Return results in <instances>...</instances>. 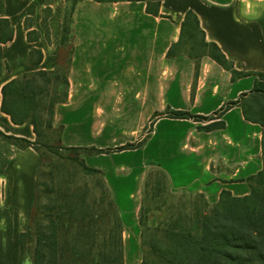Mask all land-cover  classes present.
Returning a JSON list of instances; mask_svg holds the SVG:
<instances>
[{"label": "crops", "instance_id": "obj_1", "mask_svg": "<svg viewBox=\"0 0 264 264\" xmlns=\"http://www.w3.org/2000/svg\"><path fill=\"white\" fill-rule=\"evenodd\" d=\"M71 5L0 0V131L35 140L31 123L16 124L1 109L2 88L24 74L59 70L69 41L67 99L55 105L53 119L62 126L61 145L115 148L147 134L137 148L82 156L103 173L119 213L124 261L131 264L140 259L138 212L148 165L165 172L172 193L200 192L209 203L223 189L248 194L246 178L262 168V128L246 120L239 106L222 115V128L211 130L199 128L209 122L151 118L168 109L209 116L252 89L256 73H264V0H77L68 39L62 40ZM188 11L197 16L204 41L249 74L232 81L231 72L209 55L191 52L198 54L196 64L187 52L198 42L190 50L182 47L186 37L177 44ZM34 49L42 53L38 63ZM39 166L35 149L0 137V264H21L20 238L28 228Z\"/></svg>", "mask_w": 264, "mask_h": 264}, {"label": "trees", "instance_id": "obj_2", "mask_svg": "<svg viewBox=\"0 0 264 264\" xmlns=\"http://www.w3.org/2000/svg\"><path fill=\"white\" fill-rule=\"evenodd\" d=\"M76 1L72 0V5L66 12L62 40L68 39L70 16ZM1 24L3 28L5 20H2ZM183 37L194 43L198 38V44L202 48L201 54L209 55L224 69L230 71L232 81L249 74L235 70L232 63L227 60L216 44L204 41V33L200 29L197 16L192 11H188L185 15L177 44L183 40ZM1 39H4L3 35ZM172 47L168 50V55L174 53ZM33 52L36 54V63H38L42 58V53L39 49H34ZM187 54L198 64L199 53L187 52ZM56 72L34 71L12 79L3 86L1 109L16 124L31 123L36 138L30 142L24 138L5 135L0 131L2 139L19 147H32L39 153L41 162L43 152L39 147V139L43 134L41 126L44 124L49 129H55L57 133L56 148L77 152V157L72 158L83 171L100 174L102 172L99 169L86 165L83 155L132 149L144 143L147 134L138 141L115 148L62 146L60 143L62 126H54L53 119L55 105L65 102L67 99L68 80L66 72L61 76L65 87L62 98L52 97L45 103L42 96L44 92H48V87L38 85L40 78L49 84V75ZM256 75L249 92L240 94L235 100L226 101L209 116L193 114L188 110L174 109L153 114L151 122L155 117L163 115L171 118H188L205 123L209 122L204 127L199 128L211 130L222 128L224 123L219 120L222 115L233 106H239L246 120L257 123L262 128L263 158L262 168L245 180L249 185L248 194L234 196L230 191L223 189L219 194V199L215 203H209L203 193L196 192V197L200 198V202L197 200L196 203H192L191 210L186 212L185 207H183L178 218L176 216L177 220L171 218L167 223H161L154 227L148 240L142 239L144 250L140 264H264V73H256ZM43 145L47 146V143L43 142ZM156 175V196L162 193L173 196L175 193L169 189L165 172L158 169ZM100 182L105 187L104 180L101 179ZM147 185L146 179L144 186ZM182 193L187 194L186 192ZM66 198L70 204L71 220L65 229L76 227L75 238L66 247L68 248V255L65 257L63 253H60V230L55 220L50 218L48 226L43 229L39 226L34 233L33 264H123L122 226L119 213H117L118 209L114 203L109 202V205H112L116 212L113 226L103 238L100 247L93 251L95 231L88 224L89 222L93 223L94 219L87 216V204L85 202L82 204L76 194L67 195ZM139 210L141 219L143 205ZM139 222L141 223V221ZM143 230L147 231L148 228ZM23 235L22 233L21 242Z\"/></svg>", "mask_w": 264, "mask_h": 264}, {"label": "rangeland", "instance_id": "obj_3", "mask_svg": "<svg viewBox=\"0 0 264 264\" xmlns=\"http://www.w3.org/2000/svg\"><path fill=\"white\" fill-rule=\"evenodd\" d=\"M195 41L198 42V38ZM191 45L192 42L185 38L182 44L183 49L188 50ZM195 46L197 49L188 52L201 53L202 48L198 44H195ZM69 47L70 43L67 41L63 49V60L59 70L57 72L54 71L56 72L55 74L49 75L50 83L48 84L41 78L38 79L39 86L48 87V92H44L42 96L45 103L49 98H62L63 96L65 87L61 76L66 70V58ZM147 129L148 127L144 130L142 136L147 133ZM41 131L43 134L39 139V147L43 155L38 170V185L35 191L28 228L23 232L24 235L22 236V245L20 246L21 264H33L34 233L39 226L42 229L48 226L50 218L55 220L60 230V253H63L65 257L68 255V248L66 247L74 240L76 227L65 229L71 220L69 212L70 204L66 198L67 195L76 194L79 196L80 202L82 204L85 202L88 206L87 216L94 219L93 223L89 222L88 224L95 231L93 251L100 247L104 240L103 238H105L113 226L116 216L114 207L109 205V202H113V200L108 188L106 185V188L103 187L100 182L101 179L104 180L103 173L83 171L72 158L77 157V152L56 148L57 133L55 129H49L43 124ZM43 142L47 143V146L43 145ZM157 172V167L153 165L147 166L146 179L148 185L143 187L140 194V207L143 205L141 219L140 210L138 212V219L142 223L140 259L131 264H140L144 250L142 239L148 240L149 234L154 227L159 226L161 223H167L171 218L177 220L183 207H185L187 212L189 209L191 210V204L196 203L200 199L196 197V192H186L187 194L185 195L179 192L173 196L168 193H162L156 196L157 189L155 188V181L157 179ZM146 227L148 230L144 231L143 229H146ZM123 252L122 245V260L123 264H125Z\"/></svg>", "mask_w": 264, "mask_h": 264}]
</instances>
